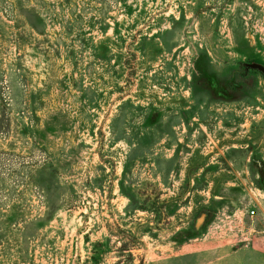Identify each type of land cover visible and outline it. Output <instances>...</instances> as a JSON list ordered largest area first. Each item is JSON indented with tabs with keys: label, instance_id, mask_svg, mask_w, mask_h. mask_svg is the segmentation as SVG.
<instances>
[{
	"label": "rangeland",
	"instance_id": "374dc122",
	"mask_svg": "<svg viewBox=\"0 0 264 264\" xmlns=\"http://www.w3.org/2000/svg\"><path fill=\"white\" fill-rule=\"evenodd\" d=\"M254 64L264 0H0V264H264Z\"/></svg>",
	"mask_w": 264,
	"mask_h": 264
},
{
	"label": "built area",
	"instance_id": "2783aa9c",
	"mask_svg": "<svg viewBox=\"0 0 264 264\" xmlns=\"http://www.w3.org/2000/svg\"><path fill=\"white\" fill-rule=\"evenodd\" d=\"M248 214L250 215L251 218L258 216L259 212H257L256 206H254L253 208H249ZM262 217L264 218V212L262 213ZM260 232H264V229L260 230Z\"/></svg>",
	"mask_w": 264,
	"mask_h": 264
},
{
	"label": "water",
	"instance_id": "95a60500",
	"mask_svg": "<svg viewBox=\"0 0 264 264\" xmlns=\"http://www.w3.org/2000/svg\"><path fill=\"white\" fill-rule=\"evenodd\" d=\"M254 66H256V67H260L259 65H257V64H254ZM263 71H264V68L263 67H260Z\"/></svg>",
	"mask_w": 264,
	"mask_h": 264
}]
</instances>
